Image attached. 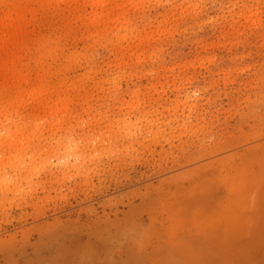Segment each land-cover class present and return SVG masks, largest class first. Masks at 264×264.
<instances>
[{
    "label": "rangeland",
    "instance_id": "374dc122",
    "mask_svg": "<svg viewBox=\"0 0 264 264\" xmlns=\"http://www.w3.org/2000/svg\"><path fill=\"white\" fill-rule=\"evenodd\" d=\"M0 264H264V0H0Z\"/></svg>",
    "mask_w": 264,
    "mask_h": 264
}]
</instances>
